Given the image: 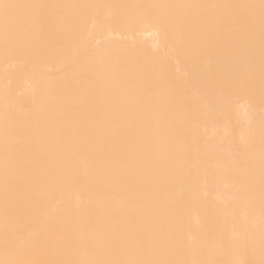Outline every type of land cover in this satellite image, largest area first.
<instances>
[{"label": "bare ground", "instance_id": "6f19581e", "mask_svg": "<svg viewBox=\"0 0 264 264\" xmlns=\"http://www.w3.org/2000/svg\"><path fill=\"white\" fill-rule=\"evenodd\" d=\"M0 264H264V0H0Z\"/></svg>", "mask_w": 264, "mask_h": 264}]
</instances>
